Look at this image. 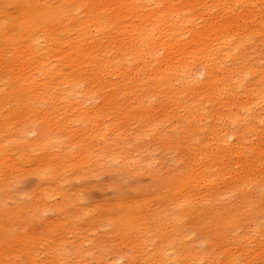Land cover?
Masks as SVG:
<instances>
[{
  "label": "rangeland",
  "instance_id": "374dc122",
  "mask_svg": "<svg viewBox=\"0 0 264 264\" xmlns=\"http://www.w3.org/2000/svg\"><path fill=\"white\" fill-rule=\"evenodd\" d=\"M23 1L30 0H0L5 17ZM263 1L255 0V11L264 12ZM214 5L196 1L201 21L195 22L213 19ZM83 19L77 9L51 26L56 49L63 52L82 32ZM252 41L239 45L240 57L264 70V44ZM27 44L18 42L13 55L0 41V264H264V106L263 121L240 144L227 138L237 149L222 170L214 161L216 134L224 139L245 122L235 127L215 119L226 112L227 98L222 90L207 98L200 65L193 66L192 85L171 73L175 85L185 86L180 95L149 85L142 65V88L127 89L113 76L101 81L114 86L74 90L54 78L52 88H29V79L20 93H10L17 54L28 70L34 46ZM161 58L158 52L148 69L162 67ZM254 75L242 88L258 82ZM205 166H213V183L202 179Z\"/></svg>",
  "mask_w": 264,
  "mask_h": 264
},
{
  "label": "bare ground",
  "instance_id": "6f19581e",
  "mask_svg": "<svg viewBox=\"0 0 264 264\" xmlns=\"http://www.w3.org/2000/svg\"><path fill=\"white\" fill-rule=\"evenodd\" d=\"M42 1L15 3V14L6 17V11L0 8V15L5 17L0 19V41L13 55L18 42L24 41L28 43L27 46H34L26 64L28 72L23 69V53L17 54L21 61H18L19 70L14 73V81L9 85L10 93H20V88H25V82L29 79V88H52L55 86L51 82L54 78H61L68 89L74 90L114 86L112 82L101 81L102 77L106 79L113 76L119 77L123 87L127 89L142 88L144 81H140L139 68L142 65L146 67L143 69L148 75L146 82L149 85L158 82L162 85L159 88L179 94L185 86L182 83L175 85L171 73L183 75L182 80L185 79L192 85L197 77V69L193 66L200 65L204 78L202 85L210 90L207 98L210 99L216 90H222L227 98L221 103L226 112H215V119L221 123H235V127L240 119L245 122L244 129L236 127L230 133L225 131L224 137L229 134L224 139L220 138L222 133L216 134V166H220L222 170L230 167L231 155L237 147L235 143L234 146L228 143L227 138L235 136L240 144L245 131L263 118V111H259V107L264 106V70H260L256 63L248 62L246 57H240L239 53V45L245 41L253 43L254 37L264 44V12L254 10L255 0H214L213 7L217 8L218 14L211 6L210 10L216 16L206 22L202 20L203 25L195 22L196 19L197 22L201 21L198 19L201 12L194 7L198 0H66L67 7H63L60 0H55V4ZM77 9H82L84 13V19L78 21L82 32L60 52L56 49L58 38L51 26L69 21ZM206 9L205 13H209L210 10ZM202 12L204 15V11ZM209 16L211 18L213 15ZM93 27L99 30H94ZM106 27H109L108 32H99L97 37L92 34L103 31ZM43 34L48 37L43 38V43L40 44L39 38ZM92 35L95 37L92 38ZM158 52L162 56V67L152 71L148 69L147 63ZM239 57L242 58L239 59L241 62L235 63L234 60ZM225 59L232 64H229V68L224 65L227 62ZM222 65L227 69H221ZM63 66H67L69 71L63 73ZM254 72L258 74V82L242 88L243 80L250 79ZM42 78L45 80L36 83ZM238 94L245 100L237 99ZM214 96L216 99V95ZM196 107L194 108L197 109ZM260 153L263 155L264 149ZM211 167L213 168H201L204 182L214 181L212 178L215 174L212 175L209 170Z\"/></svg>",
  "mask_w": 264,
  "mask_h": 264
}]
</instances>
